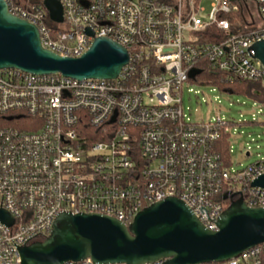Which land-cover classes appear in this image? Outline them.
<instances>
[{"label": "built area", "instance_id": "obj_1", "mask_svg": "<svg viewBox=\"0 0 264 264\" xmlns=\"http://www.w3.org/2000/svg\"><path fill=\"white\" fill-rule=\"evenodd\" d=\"M202 1L59 0L57 23L43 0H4L60 57L78 58L106 38L125 48L129 61L113 80L0 69V209L13 219L0 222V264H22L19 250L49 237L60 214H97L129 227L143 209L176 198L216 232L230 201L264 208V190L251 186L264 175V159L235 170L213 150L222 135L240 136L235 126L243 123L218 116L192 122L181 98L205 68L264 89V68L251 51L264 41V0H209L207 15ZM247 1L255 10L249 24ZM236 13L252 31L231 34L228 18ZM211 27L225 39L199 43ZM192 69L200 74L190 80ZM217 264H264V243Z\"/></svg>", "mask_w": 264, "mask_h": 264}, {"label": "water", "instance_id": "obj_2", "mask_svg": "<svg viewBox=\"0 0 264 264\" xmlns=\"http://www.w3.org/2000/svg\"><path fill=\"white\" fill-rule=\"evenodd\" d=\"M43 5L51 21L62 22L59 0H43ZM86 33L92 36L90 30ZM251 51L264 68V41L255 43ZM128 61L127 50L106 38L94 39L78 58L60 57L42 47L34 25L10 14L0 0V69L59 74L79 81L113 80ZM199 74L200 70L192 69L189 79ZM251 186L264 190V175ZM0 222L10 226L13 219L0 209ZM217 227L216 232L206 230L183 202L168 198L143 209L129 227L97 214H60L49 237L22 247L19 254L22 264H64L87 258L98 264L224 263L264 243V208H249L241 199L230 201Z\"/></svg>", "mask_w": 264, "mask_h": 264}, {"label": "rangeland", "instance_id": "obj_3", "mask_svg": "<svg viewBox=\"0 0 264 264\" xmlns=\"http://www.w3.org/2000/svg\"><path fill=\"white\" fill-rule=\"evenodd\" d=\"M210 4L209 0L201 2L203 15L209 13ZM246 6L244 16L249 24L251 17H255V10L249 1ZM200 81L189 82L183 88L181 98L184 114L192 122L208 121L218 116L230 123H243L235 126L240 136L229 138L230 146L233 147L230 159L233 169L241 170L264 159V102L248 96L220 92L211 85L200 84ZM250 122L254 124H248ZM247 146L252 149L249 157L243 152Z\"/></svg>", "mask_w": 264, "mask_h": 264}, {"label": "trees", "instance_id": "obj_4", "mask_svg": "<svg viewBox=\"0 0 264 264\" xmlns=\"http://www.w3.org/2000/svg\"><path fill=\"white\" fill-rule=\"evenodd\" d=\"M26 0H19L21 4H25ZM31 3H39V0H30ZM228 18V17H226ZM231 22V34H245L252 31V28L247 26L245 28L243 15L236 13L228 18ZM199 43H219L225 39V34L221 31H217L214 27L207 29L206 31L199 33ZM199 79H205L207 82L217 88L220 92L233 93L242 96L252 97L256 100L264 102V89L258 84L242 81L232 76L229 73L223 72H211L206 68L202 70V74ZM262 99H259L261 98ZM247 124V123H246ZM248 124H254L250 122ZM229 136L222 135L219 140L214 144V152L220 156L225 165L231 164V153L229 151Z\"/></svg>", "mask_w": 264, "mask_h": 264}]
</instances>
